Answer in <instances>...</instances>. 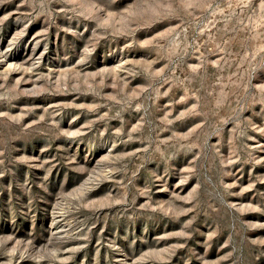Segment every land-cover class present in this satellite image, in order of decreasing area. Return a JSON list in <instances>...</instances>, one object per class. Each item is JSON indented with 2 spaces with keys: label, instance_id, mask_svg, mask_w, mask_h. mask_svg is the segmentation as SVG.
<instances>
[{
  "label": "rangeland",
  "instance_id": "obj_1",
  "mask_svg": "<svg viewBox=\"0 0 264 264\" xmlns=\"http://www.w3.org/2000/svg\"><path fill=\"white\" fill-rule=\"evenodd\" d=\"M0 264H264V0H0Z\"/></svg>",
  "mask_w": 264,
  "mask_h": 264
}]
</instances>
